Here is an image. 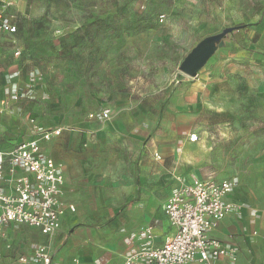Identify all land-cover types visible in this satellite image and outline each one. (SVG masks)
I'll use <instances>...</instances> for the list:
<instances>
[{
  "label": "rangeland",
  "instance_id": "1",
  "mask_svg": "<svg viewBox=\"0 0 264 264\" xmlns=\"http://www.w3.org/2000/svg\"><path fill=\"white\" fill-rule=\"evenodd\" d=\"M32 1L33 44L17 48L32 85L29 115L71 135L45 152H68V165L80 171L68 183L75 212L89 213L79 223H104L113 155L127 164V151L139 146L113 140L115 119L135 129L192 85H199L197 168L202 176L234 180L264 207V0ZM138 17L145 27L130 31ZM225 29L233 31L196 76L179 72L192 48ZM132 169L116 174L130 177ZM13 239L2 246L23 248ZM31 241L29 250L39 246Z\"/></svg>",
  "mask_w": 264,
  "mask_h": 264
},
{
  "label": "crops",
  "instance_id": "2",
  "mask_svg": "<svg viewBox=\"0 0 264 264\" xmlns=\"http://www.w3.org/2000/svg\"><path fill=\"white\" fill-rule=\"evenodd\" d=\"M10 1L12 6L5 11L12 16L17 32L14 35L0 33V151L4 153L30 138L28 123L33 118L29 115L33 107L29 101L32 98V85H27V76L20 68L22 64L17 48L23 50L33 44L31 35L36 24L33 19L34 3L32 0ZM16 52L18 56L15 55ZM197 88L199 85H192L185 94L178 93L163 102L156 118L144 121L135 129L128 130L126 120L123 125H119L118 119H115L111 129L113 140L123 139L130 145H139V148L132 146L133 151H127V164L121 157L124 155H113L116 159L115 166L111 167V210L102 225L79 223L89 220V213L84 210L75 212L71 203L68 183L80 171L68 165V152H45L46 145L50 142L54 145L65 143L66 138L71 135L62 131L43 143V154L63 166L62 200L73 206L74 211L66 210L59 230L48 236L25 226H3L0 236V264H20L18 258L29 256L35 249L29 250L31 238L48 248L51 253L50 264H71L72 259H77L82 264H121L126 254L142 245L147 244L152 248L162 246L166 238L175 232L164 213L171 190L181 183L189 184L194 179L210 177L202 176L193 153L195 145L201 140L196 143L188 141V136L197 129L200 117L197 111ZM33 119L41 125L38 119ZM119 157L121 160H117ZM128 166L133 168L130 177L116 174L121 171L125 173L124 169ZM211 177L216 180L228 179ZM123 179L126 183H123ZM225 200L238 204L240 209L218 221L210 231V238L236 251L234 264H264V207L256 200L246 198L239 184ZM96 218L100 216L92 219L97 220ZM147 227L151 228L150 239L143 235ZM65 230L68 231L64 234ZM12 238L13 241H23L28 250L24 249V245L23 248H15L10 241L2 246L4 241ZM228 263V258H220L215 262Z\"/></svg>",
  "mask_w": 264,
  "mask_h": 264
},
{
  "label": "built area",
  "instance_id": "3",
  "mask_svg": "<svg viewBox=\"0 0 264 264\" xmlns=\"http://www.w3.org/2000/svg\"><path fill=\"white\" fill-rule=\"evenodd\" d=\"M11 6L10 0H0V33L6 35L17 32L12 16L5 11ZM158 19L162 22L164 16ZM108 115L109 111H104L102 117L106 119ZM28 124L29 139L8 153L0 151V236L1 228L9 224L52 235L59 230L66 210L74 211L62 200L63 166L42 152V144L58 136L62 129L44 128L33 118ZM188 141L198 142V135L190 134ZM236 185L232 179L216 180L210 176L173 188L164 213L175 232L160 247L145 244L132 250L121 264H215L220 258H228V264H234L236 251L211 239L209 234L218 221L240 209L238 204L225 200ZM143 235L150 239L151 228L147 227ZM50 262L51 253L44 245L37 246L29 256L18 258L20 264ZM71 264L82 263L72 259Z\"/></svg>",
  "mask_w": 264,
  "mask_h": 264
},
{
  "label": "water",
  "instance_id": "4",
  "mask_svg": "<svg viewBox=\"0 0 264 264\" xmlns=\"http://www.w3.org/2000/svg\"><path fill=\"white\" fill-rule=\"evenodd\" d=\"M232 31L233 29H225L218 35L200 41L183 59L179 65V72L187 77L196 76L221 46L222 40Z\"/></svg>",
  "mask_w": 264,
  "mask_h": 264
},
{
  "label": "trees",
  "instance_id": "5",
  "mask_svg": "<svg viewBox=\"0 0 264 264\" xmlns=\"http://www.w3.org/2000/svg\"><path fill=\"white\" fill-rule=\"evenodd\" d=\"M143 22H144V19L142 17H138V18H135L133 21H131L130 23V26H129V30L130 31H137V30H141L142 28H144L145 26H143ZM240 28V27H239ZM238 29V28H237ZM237 29H234V30H237ZM228 35V34H227ZM226 35V37H227ZM225 37V38H226ZM118 38V37H117Z\"/></svg>",
  "mask_w": 264,
  "mask_h": 264
}]
</instances>
